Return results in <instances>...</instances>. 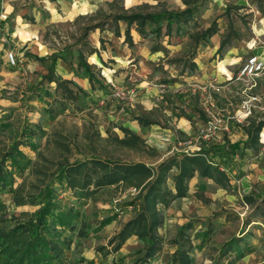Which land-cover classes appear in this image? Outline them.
<instances>
[{
    "label": "rangeland",
    "instance_id": "rangeland-1",
    "mask_svg": "<svg viewBox=\"0 0 264 264\" xmlns=\"http://www.w3.org/2000/svg\"><path fill=\"white\" fill-rule=\"evenodd\" d=\"M185 8L187 21L146 22L142 33L129 19ZM10 52L15 65L7 63ZM255 53L264 56V0H0V158L26 129L36 144L19 145L29 163L0 193V227L33 219L48 193L60 209L77 211L63 230L64 264H211L232 237L252 248L233 264H264V221L249 217L252 208L243 202L244 191L264 193V126L254 145H239L234 160L214 158L229 167L226 186L196 171L204 188L192 185V177L185 196L157 203L151 254L137 232L121 233L141 212L145 186L158 163L172 155L142 140L121 144L128 120L144 119L145 126L149 118H169L161 111L166 104L159 90L177 82L186 97L173 105L178 111L173 114L194 111L202 123L210 98L214 108L231 114L246 103L250 114L241 127L251 131L264 121V73L252 79H239L237 73ZM83 65L97 78L92 86L83 77ZM48 74L69 81L78 98L64 100ZM188 82L206 83L205 92L190 93ZM237 123L233 120L234 127ZM94 158L142 162L153 175L100 188L92 177L90 192L80 197L63 172ZM176 172L170 170L164 185L173 193ZM253 177L259 180L255 185ZM237 179L243 183L236 185ZM186 222L191 227L179 230Z\"/></svg>",
    "mask_w": 264,
    "mask_h": 264
},
{
    "label": "trees",
    "instance_id": "trees-1",
    "mask_svg": "<svg viewBox=\"0 0 264 264\" xmlns=\"http://www.w3.org/2000/svg\"><path fill=\"white\" fill-rule=\"evenodd\" d=\"M189 15V9L185 8L164 14H133L129 19L130 23L136 22L139 32L142 33L146 22L158 23L163 19L171 25L173 22L187 21ZM82 68L83 77L88 79L91 86L94 85L97 80L94 73L87 65H83ZM46 78L49 82H55V89L61 92L64 100L78 98L77 93L68 86L69 81L52 77L51 74H48ZM78 90L82 91L80 88ZM82 93L85 96V92ZM43 94L51 95L48 90H44ZM49 117L51 119L55 118V114L51 113L50 110ZM263 126L264 121L260 120L252 126L251 131L247 129L248 137L244 142L245 146H252L256 143L258 133ZM123 131H125V134L119 139L121 144L140 143L141 139L137 135L127 129H123ZM32 135L33 132L26 129L23 138L12 144L0 158V193L10 188L15 181V177L20 176L27 168L29 160L19 148V145H31L35 148L36 144L31 140ZM237 151H239V143L228 142L225 145L201 147L197 151L179 156L171 155L158 163L154 175V169L142 162H120L96 158L88 161L92 164L90 167L87 161H77L70 164L63 173L66 174L64 177L67 184L76 187V192L79 193L80 197L90 192L87 185L90 184L92 177H96L94 181L95 188H100L119 181L132 182L139 180L141 182L153 175L145 186L141 201V212L131 218L121 231L126 236L130 232H137L144 241L149 243V252L147 253L149 255L155 250V238L152 237V230L156 228L159 219L158 212H156L157 203L167 205L174 198L185 196L188 182L196 171L199 172L201 177L211 178L216 183L226 186L229 177L225 170L221 168L220 163L216 162L212 156L216 153L234 154ZM172 168L177 170L172 175L174 193L164 186L167 175ZM204 187L205 185L201 184V188ZM243 202L252 208L249 217H258L264 221V195L256 196L246 193L243 195ZM76 215L77 211L75 210L60 209L58 204L48 197L47 193L41 208L36 212L33 219L16 224L10 229L0 227V264H64L63 250L68 245V240L62 236L63 230L70 228L71 221L76 218ZM108 222L109 219L107 218L104 223ZM57 227H59V230ZM189 227H191V223L186 222L180 225L178 229L182 230ZM203 235L205 234L203 233ZM239 241L238 237H232L226 241L220 251L221 253L211 264H233L236 259L250 253L251 246L240 245Z\"/></svg>",
    "mask_w": 264,
    "mask_h": 264
},
{
    "label": "crops",
    "instance_id": "crops-1",
    "mask_svg": "<svg viewBox=\"0 0 264 264\" xmlns=\"http://www.w3.org/2000/svg\"><path fill=\"white\" fill-rule=\"evenodd\" d=\"M257 54V53H256ZM261 54V53H260ZM214 66V65H213ZM213 67H209L208 69H212ZM220 76L224 74L219 73ZM177 82H168L161 84L163 89L159 91L164 92L162 95L159 96L160 99H163L166 106L163 107L161 110L164 116H169V118H149L150 121L146 120L147 125L144 126V119L138 120H131L127 122L126 128L133 134L137 135L144 143H148L152 147H155L159 150L166 151L167 153L179 152L175 155H182L184 153H191L193 151L199 150L201 147L206 148L210 145H225L228 142L230 143H239V145H244V141L248 137L247 131H245L241 126L244 122L237 123V127L233 125V113L231 114L229 110L223 112L222 109L214 108L215 100L210 98V101L213 104V113L215 114L216 118H219L221 121L218 123V129L216 130L215 136L211 140H198L194 135L197 134L198 130L203 128L209 121L210 117L204 111L203 105V112L206 115V121L199 123L201 121L198 118V113L194 111H186V113L173 114L178 113L177 109H172L173 105H177V103L184 99L186 96L182 95L183 89L178 86ZM190 88L188 90L192 94H202L205 92L203 89L206 83L201 85L196 82H188ZM147 89H152L151 87H147ZM149 91V90H148ZM157 89L153 88L152 92L155 93ZM214 92V91H212ZM166 93H171L166 94ZM146 94V93H144ZM190 95V94H189ZM209 96V95H208ZM169 101V102H168ZM192 100L190 98L187 99L186 104L192 106ZM191 103V104H188ZM221 112V113H220ZM137 119V120H136ZM245 118V122H246ZM138 121H141V124H138ZM235 121V120H234ZM196 125V128H195ZM264 129V127H263ZM179 138L185 139L184 141L179 140ZM217 154V153H216ZM214 154L212 157L213 159L218 157L220 160L232 159V153H222L216 155ZM236 154V153H235ZM235 158H233L234 160ZM217 162V161H216ZM222 169L227 170L229 167L227 166L226 162H218ZM237 169V167H236ZM193 184L196 186L201 187V184L205 185V181L203 179H198L197 176H193ZM191 179V180H192ZM230 181V180H229ZM240 179L235 181L236 185H240L243 182H240ZM253 185H255L259 180L257 177H253L250 179ZM244 193L254 194L256 196H263L264 193H254L251 191H244Z\"/></svg>",
    "mask_w": 264,
    "mask_h": 264
},
{
    "label": "built area",
    "instance_id": "built-area-1",
    "mask_svg": "<svg viewBox=\"0 0 264 264\" xmlns=\"http://www.w3.org/2000/svg\"><path fill=\"white\" fill-rule=\"evenodd\" d=\"M7 63L9 65H15L17 58L12 52L7 54ZM264 73V56L260 54H251L249 55L239 66L237 77L239 79H252L256 76ZM214 88V86H212ZM216 88H214L215 90ZM218 90V89H217ZM213 104L208 101L204 105L205 113L210 117L208 123L201 129L198 130L196 138L199 140H211L214 138L216 130L218 129V123L221 121L219 118H216L213 113ZM250 114V106L246 103L241 106L240 109H237L233 113V119L241 123L245 118Z\"/></svg>",
    "mask_w": 264,
    "mask_h": 264
}]
</instances>
